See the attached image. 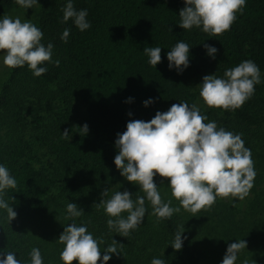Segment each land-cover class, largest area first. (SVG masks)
Wrapping results in <instances>:
<instances>
[{
    "label": "trees",
    "instance_id": "trees-1",
    "mask_svg": "<svg viewBox=\"0 0 264 264\" xmlns=\"http://www.w3.org/2000/svg\"><path fill=\"white\" fill-rule=\"evenodd\" d=\"M67 0H39L34 24L44 33L42 43L54 45L52 62L40 65L48 71L36 77L27 65L10 68L0 86V164L16 179L15 189H6L4 199L17 217L11 223L7 211L0 209V253H16L21 264H31L30 250L38 247L44 264H63L58 243L65 226L86 225L94 238L102 239L103 251L115 239L119 256L113 254L108 264H151L153 258L165 264H205L203 239L195 229L206 227L188 214L174 213L157 220L146 200L148 213L128 237L109 230L110 218L102 208L93 207L109 189L129 191L133 200L144 195L140 186L126 180L117 169L115 141L126 131L130 120L150 121L158 111L171 105L194 103V79L202 73L224 78V72L244 60H252L260 69L261 83L254 94L238 109L223 111L217 125L241 134L245 147L251 150L254 169L264 170V0H246L242 13L230 30L211 36L201 28L184 30L179 26V12L185 0H73L75 9L88 11L91 27L80 31L72 20L63 21L62 8ZM18 4L0 0V13ZM64 29L70 34L65 43ZM179 41L190 47L189 66L178 72L169 69L167 53ZM204 43L218 49L215 59L207 54ZM145 47H160L162 61L153 67L144 53ZM59 60V66L54 61ZM154 102L145 106L146 100ZM85 108L91 135L72 134L71 112L74 101ZM45 103H57L63 109L54 111L47 120L41 114ZM131 113V115H129ZM211 121L212 111L201 110ZM206 121V122H208ZM68 130L70 138L63 137ZM36 152L49 155L46 162L36 163ZM43 154V155H44ZM255 184L264 183L256 173ZM259 177L261 178L258 181ZM155 183L162 199L171 200L170 181L158 174ZM246 213L259 210V189L250 190ZM261 193L264 190L261 189ZM83 209L80 217L70 218L67 204ZM222 207L226 201H218ZM264 203V201H263ZM221 216L227 221L226 233L235 228L233 207ZM127 216V213H123ZM183 247L171 246L178 229L183 228ZM186 237V239H185ZM77 264V262H74ZM103 264V261L98 262Z\"/></svg>",
    "mask_w": 264,
    "mask_h": 264
},
{
    "label": "clouds",
    "instance_id": "clouds-1",
    "mask_svg": "<svg viewBox=\"0 0 264 264\" xmlns=\"http://www.w3.org/2000/svg\"><path fill=\"white\" fill-rule=\"evenodd\" d=\"M39 0H15L25 9L34 8ZM246 0H185V7L179 12V26L191 30L194 26L202 27V31L219 36L230 30L236 20V14L242 13ZM63 21L72 20L75 26L84 31L91 27L87 21L88 11L77 10L73 0H67L62 8ZM70 34L64 29L61 39L66 43ZM44 33L30 20L21 21L20 17L12 18L4 14L0 18V53L3 54V65L8 68L24 67L39 77L48 69L40 65L52 62L54 45L49 42L45 46L41 41ZM207 54L215 59L218 49L204 43ZM190 47L179 41L167 53L169 69L175 67L182 73L189 66ZM144 53L149 57V64L156 67L162 61L160 47H145ZM59 66L60 61H54ZM261 83L260 69L252 60H244L239 65L224 72V78L216 74L203 77L199 88V96L208 108L236 110L240 108L255 92V85ZM154 101L144 102L147 107ZM131 115V113H129ZM207 115L201 114L197 103L181 102L173 104L166 112L158 111L150 121L130 120L126 131L117 134L115 145L118 154L114 163L127 181L140 186L144 195L133 194L125 190L116 191L110 198L109 189L102 192L103 199L93 207L102 208L107 216L109 230H115L123 237H128L131 230L136 229L144 220L151 205L150 215L157 220L171 218L179 213L181 207L193 216L201 210L210 209L217 198L245 199L252 187L256 172L251 150L245 147L241 134L219 127L216 121H208ZM85 135L89 131L87 124L80 127ZM64 138H70L69 131H63ZM157 174L170 181L171 195L179 201V207H172L171 200L165 202L155 183ZM16 179L5 165L0 164V209L7 211L11 223L17 213L5 201L6 189H15ZM67 213L70 218L80 217L83 209L69 202ZM127 213V216H123ZM184 226L175 233L171 243L174 250L183 247ZM186 239V237H185ZM58 243L64 247L60 252L63 264H108L112 255L119 256L117 245L123 244L113 239L101 256L102 239L94 238L86 225L70 223L65 226L59 236ZM247 248L242 239L227 247L222 264H236L238 253ZM31 264H44L38 247L30 250ZM0 264H21L16 253L7 251L0 253ZM151 264H165V260L153 258ZM242 264H250L248 259Z\"/></svg>",
    "mask_w": 264,
    "mask_h": 264
},
{
    "label": "rangeland",
    "instance_id": "rangeland-1",
    "mask_svg": "<svg viewBox=\"0 0 264 264\" xmlns=\"http://www.w3.org/2000/svg\"><path fill=\"white\" fill-rule=\"evenodd\" d=\"M38 11V5L36 4L34 8L25 9L21 6H15L3 13H0V18L4 14L11 16L12 18L20 17L21 21L30 20L32 23L35 21V16ZM8 67L3 65V54L0 53V86L2 82L7 78ZM206 75H212L211 73H202L198 75L193 81V91L196 93V97L194 103H197L201 110H211L212 118L211 121L218 122V119L223 114V109L217 108H208L202 98L199 96V88L197 87L202 83L203 77ZM74 109L71 112V127L72 134L75 133H84L80 127L84 124H87L85 108L78 100L74 101L73 105ZM58 109H63V106L57 103H45L42 107L41 114L45 119H49L50 116H54V111ZM89 131L87 134L91 135V127L88 125ZM85 134V133H84ZM44 153L36 152L37 159H35L36 163L46 162V159L49 158V155H43ZM256 173H261V176L264 177V170L255 169ZM258 178L255 176L254 181ZM260 177L258 181H260ZM254 185L259 189V210L256 213L253 209H251V214L246 213V209L248 207L249 198L254 197V193L250 191L249 195L243 199L239 200L238 198H227L221 199L217 198L216 202L210 209L201 210L193 216L191 212L185 211L181 207V212L188 214L190 217V223L192 217H194V221H204L206 223V227H197L195 224V229L200 233V237L203 239L201 243L202 248L205 250L206 259L203 260L205 264H222V260L226 254L227 247L231 243H237L239 240L244 239L247 242V248L243 249L238 253V258L236 264H242L243 260L248 259L250 264H264V193H261V189L264 190V183L255 184ZM171 199L174 202L176 207H179V201H177L171 195ZM218 201H226L228 204L226 207H222V205L218 204ZM233 207V211L229 212L234 213L235 218V228L232 232L226 233L225 227L227 225V221L222 218V214L227 211V207Z\"/></svg>",
    "mask_w": 264,
    "mask_h": 264
}]
</instances>
